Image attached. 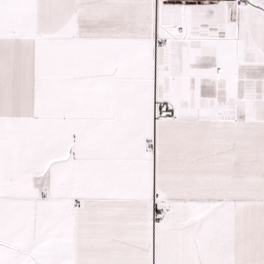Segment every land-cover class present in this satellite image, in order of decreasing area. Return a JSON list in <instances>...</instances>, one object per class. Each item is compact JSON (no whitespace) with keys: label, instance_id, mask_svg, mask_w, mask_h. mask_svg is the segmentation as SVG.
<instances>
[{"label":"snow or ice","instance_id":"6c2138e0","mask_svg":"<svg viewBox=\"0 0 264 264\" xmlns=\"http://www.w3.org/2000/svg\"><path fill=\"white\" fill-rule=\"evenodd\" d=\"M0 264H264V0H0Z\"/></svg>","mask_w":264,"mask_h":264}]
</instances>
